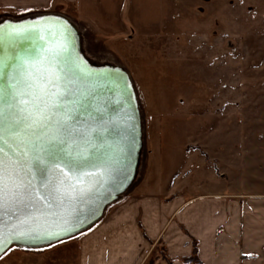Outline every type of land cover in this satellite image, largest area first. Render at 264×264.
<instances>
[{"label": "rangeland", "instance_id": "1", "mask_svg": "<svg viewBox=\"0 0 264 264\" xmlns=\"http://www.w3.org/2000/svg\"><path fill=\"white\" fill-rule=\"evenodd\" d=\"M98 1L105 17L70 22L90 65L128 75L140 148L131 184L97 223L129 196L168 204L264 194V0ZM48 16L69 20L59 10H1L0 22ZM83 233L38 249L13 246L0 264H76ZM165 255L159 242L144 264H169Z\"/></svg>", "mask_w": 264, "mask_h": 264}, {"label": "water", "instance_id": "2", "mask_svg": "<svg viewBox=\"0 0 264 264\" xmlns=\"http://www.w3.org/2000/svg\"><path fill=\"white\" fill-rule=\"evenodd\" d=\"M62 48L66 50L59 61H53L52 54ZM13 53L26 58V71L67 90L64 103L74 109L73 126L81 132L87 128L94 147L80 169L87 174L81 177L83 183L73 180L74 191L70 189L63 202L54 201L50 208L41 203L36 208L20 204L0 210V257L13 246L38 249L93 227L131 184L140 148L139 112L128 75L117 67L90 65L79 52L78 32L69 20L48 16L0 22V57ZM46 87L49 93L57 91ZM92 116L103 117L95 121L100 131L92 129Z\"/></svg>", "mask_w": 264, "mask_h": 264}, {"label": "crops", "instance_id": "3", "mask_svg": "<svg viewBox=\"0 0 264 264\" xmlns=\"http://www.w3.org/2000/svg\"><path fill=\"white\" fill-rule=\"evenodd\" d=\"M1 10H59L82 26L107 12L98 0H0ZM78 239L76 264H144L159 242L171 264H187L194 241L200 264H264V194L204 193L168 204L129 196Z\"/></svg>", "mask_w": 264, "mask_h": 264}, {"label": "snow or ice", "instance_id": "4", "mask_svg": "<svg viewBox=\"0 0 264 264\" xmlns=\"http://www.w3.org/2000/svg\"><path fill=\"white\" fill-rule=\"evenodd\" d=\"M65 50L53 53L52 60L59 61ZM25 59L15 53L0 57V210L20 204L36 208L41 203L50 208L54 201L63 202L69 190L74 191L73 180L83 183L81 177L87 174L80 169L94 147L88 129L81 132L73 126L74 109L64 103L67 90L26 71ZM48 85L57 91L49 93ZM91 119L92 129L100 131L95 121L103 117Z\"/></svg>", "mask_w": 264, "mask_h": 264}, {"label": "trees", "instance_id": "5", "mask_svg": "<svg viewBox=\"0 0 264 264\" xmlns=\"http://www.w3.org/2000/svg\"><path fill=\"white\" fill-rule=\"evenodd\" d=\"M183 261H184V263H187V264H189V263L200 264V261L197 258V245H196L195 241L193 243V255H192V257L186 258ZM169 264H171V263H169Z\"/></svg>", "mask_w": 264, "mask_h": 264}, {"label": "bare ground", "instance_id": "6", "mask_svg": "<svg viewBox=\"0 0 264 264\" xmlns=\"http://www.w3.org/2000/svg\"><path fill=\"white\" fill-rule=\"evenodd\" d=\"M67 242V241H66Z\"/></svg>", "mask_w": 264, "mask_h": 264}, {"label": "flooded vegetation", "instance_id": "7", "mask_svg": "<svg viewBox=\"0 0 264 264\" xmlns=\"http://www.w3.org/2000/svg\"><path fill=\"white\" fill-rule=\"evenodd\" d=\"M11 21V20H10Z\"/></svg>", "mask_w": 264, "mask_h": 264}]
</instances>
